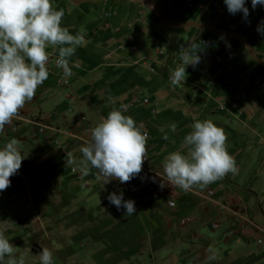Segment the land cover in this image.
I'll return each instance as SVG.
<instances>
[{"label":"crops","instance_id":"1","mask_svg":"<svg viewBox=\"0 0 264 264\" xmlns=\"http://www.w3.org/2000/svg\"><path fill=\"white\" fill-rule=\"evenodd\" d=\"M187 1H168V11L159 5L175 25L200 22L246 35L264 61L256 23L222 26L224 9L199 20ZM52 6L64 12L62 27L82 33L85 42L69 59V78L57 67L56 47L48 46V79L0 131V146L15 138L26 155L0 192V233L15 254L26 264H39L43 247L53 264H264V69L245 43L200 27L167 28L143 0H52ZM259 6L254 22L264 18ZM191 45L199 63L187 66L184 84L174 88L169 74L180 64V49ZM122 106L147 133V163L130 181L105 184L90 166L85 174L79 149L91 129ZM197 120L224 130L237 172L204 187L173 188L159 175L162 161L186 151L181 142ZM112 192L134 200L135 214L117 219L124 209L109 203ZM75 207L83 224L59 247L54 228L60 222L70 228ZM103 210L109 220L86 228L85 214ZM41 226L49 227L46 235ZM89 242L98 250L87 251ZM213 252L216 258L208 259Z\"/></svg>","mask_w":264,"mask_h":264},{"label":"clouds","instance_id":"2","mask_svg":"<svg viewBox=\"0 0 264 264\" xmlns=\"http://www.w3.org/2000/svg\"><path fill=\"white\" fill-rule=\"evenodd\" d=\"M224 3L230 14L242 13L245 20L249 16L246 0H224ZM251 4L255 9L264 6V0H251ZM63 16L62 9L53 8L52 0H0V131L11 124L48 79V46L56 47V63L63 77L72 76L69 59L83 46L85 36L80 32L73 35L62 27ZM257 31L264 36V22ZM196 47L180 49V64L169 74L172 87L184 84L187 66L199 63ZM126 110V106L113 108L91 129L88 142L79 149L85 174L90 166L96 170L97 180L103 178L105 184L111 179L123 184L142 170L147 133L132 116L124 114ZM170 129L174 132L176 125H170ZM163 138L167 140V134ZM226 139L224 130L213 121H194L181 142L186 151L169 153L162 161L163 175L158 174L163 180L166 177L168 185L185 191L193 186L204 187L229 173L236 174V161L227 151ZM25 157L15 138L0 146V192L10 186V177L20 169ZM107 200L118 210L123 208L126 217L136 212L134 200H125L122 192L110 193ZM38 257L39 264H53V253L46 247ZM215 258L214 252L208 257ZM0 264H26L24 255L15 254L14 246L3 233H0Z\"/></svg>","mask_w":264,"mask_h":264},{"label":"rangeland","instance_id":"3","mask_svg":"<svg viewBox=\"0 0 264 264\" xmlns=\"http://www.w3.org/2000/svg\"><path fill=\"white\" fill-rule=\"evenodd\" d=\"M143 1L149 6V8L153 12H155L160 17V15L158 14L157 10L154 8V6L150 3L149 0H143ZM158 1H159V4L161 5V7L162 6L163 7L166 6L167 11H168V7H169V2L168 1H172V0H158ZM191 1L192 0H188L186 3L190 7H193V9H194L193 17L196 18V19H199V20L210 21L212 19H215V17H217V15L219 14V11L221 9H224V16L226 17V19H225L224 22H219L220 24H222V26H227L230 22H234L238 26H242L244 23H247V22L250 25H254V23H256L257 24L256 26H258L262 22H264V18L261 19V20L258 19V20H256L254 22L255 19L253 17H251L252 12H253L251 0H246V6L249 8V16L247 17L246 20L243 18L242 13H239L238 12L235 15L230 14L227 11V7H226V5L224 3V0H197L196 2H191ZM260 8H261V6L258 7V10ZM199 20H197V21H199ZM175 24H177V23H175ZM165 26L167 28H171L166 23H165ZM249 31H251V32H249V34H251L253 32L255 33V31H254L253 28L251 30H249ZM241 35L242 36H246L244 34H241ZM247 49H248V47H247ZM258 64L261 65L260 63H258ZM261 67L264 69V66L263 65H261ZM72 171L73 172H77L78 169L72 170ZM38 202L41 205H44L45 204V198H44V196H42V194L41 195L39 194ZM123 215H124V213L119 211L118 214H117V219H120L121 216H123ZM69 216L70 217H69V220L67 222L71 225L70 228H64V227H62V223H64L65 225H67V223H65V222H60L58 224V226H56L54 228V236H55V239L56 238L60 239L59 240V244H58L59 247H61L62 245H65L66 244L68 237H71V236L75 235L76 233H78V231L80 230L81 224H83L81 222L83 221L84 216H83L82 213H79L77 211L76 207L70 212V215ZM108 217H109L108 216V212H105V210H103L101 212H95V213L94 212H88V213L85 214V222H84V224H86V228H90V227H93L95 224H98L101 221H104V220H107V219L109 220ZM57 220L61 221L62 220V217L59 216ZM38 229H39V232H43V235H46V231L49 230V227L48 228H45V227H42L41 226ZM61 237L62 238L65 237V238L61 240ZM89 244H91V243L90 242L87 243V251H90L91 253H93L94 251L98 250V249H94L93 248L94 247V244L93 245L92 244L89 245ZM131 262H134V260L133 261H130L129 263H131Z\"/></svg>","mask_w":264,"mask_h":264},{"label":"water","instance_id":"4","mask_svg":"<svg viewBox=\"0 0 264 264\" xmlns=\"http://www.w3.org/2000/svg\"><path fill=\"white\" fill-rule=\"evenodd\" d=\"M73 1H77V2H84V1H89V0H73ZM150 3L154 6V8L157 10L158 14L160 15V18L170 27H185V26H194V27H200V28H205V29H209V30H213L216 32H219L225 36L228 37H232V38H236L240 41H242L243 43H245V45L248 47V49L250 50L253 58L260 63L261 65L264 66V61H262L259 56L257 55L254 47L251 45V43L247 40V38H245L244 36H241L239 34L236 33H232L229 31H226L224 29H221L217 26L214 25H209V24H204V23H200V22H190V23H185V24H181V25H175L173 24L168 17L166 16L165 12L162 10V8L160 7V5L155 1V0H149Z\"/></svg>","mask_w":264,"mask_h":264},{"label":"built area","instance_id":"5","mask_svg":"<svg viewBox=\"0 0 264 264\" xmlns=\"http://www.w3.org/2000/svg\"><path fill=\"white\" fill-rule=\"evenodd\" d=\"M146 163H147V159L145 158L144 161H143L142 166H144ZM188 220H189L188 218L181 219V223H185Z\"/></svg>","mask_w":264,"mask_h":264}]
</instances>
